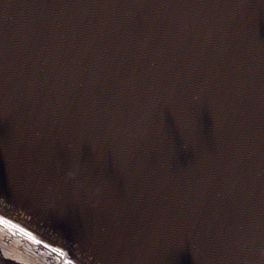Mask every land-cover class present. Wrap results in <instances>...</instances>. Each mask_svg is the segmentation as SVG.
<instances>
[{
    "label": "water",
    "instance_id": "95a60500",
    "mask_svg": "<svg viewBox=\"0 0 264 264\" xmlns=\"http://www.w3.org/2000/svg\"><path fill=\"white\" fill-rule=\"evenodd\" d=\"M0 242L264 264V0H0Z\"/></svg>",
    "mask_w": 264,
    "mask_h": 264
},
{
    "label": "flooded vegetation",
    "instance_id": "af4514ba",
    "mask_svg": "<svg viewBox=\"0 0 264 264\" xmlns=\"http://www.w3.org/2000/svg\"><path fill=\"white\" fill-rule=\"evenodd\" d=\"M0 264H22L13 257L6 255L0 247Z\"/></svg>",
    "mask_w": 264,
    "mask_h": 264
},
{
    "label": "bare ground",
    "instance_id": "6f19581e",
    "mask_svg": "<svg viewBox=\"0 0 264 264\" xmlns=\"http://www.w3.org/2000/svg\"><path fill=\"white\" fill-rule=\"evenodd\" d=\"M2 247H3L4 252H5L7 255L13 256V257H15L16 259H18L19 261L25 262V263H27V264H31V263H32L31 261L26 260L25 258H23L22 256H20L19 254H16V253L13 252L12 250H10V249H8V248H6V247H4V246H2Z\"/></svg>",
    "mask_w": 264,
    "mask_h": 264
},
{
    "label": "snow or ice",
    "instance_id": "6c2138e0",
    "mask_svg": "<svg viewBox=\"0 0 264 264\" xmlns=\"http://www.w3.org/2000/svg\"><path fill=\"white\" fill-rule=\"evenodd\" d=\"M22 231H23V230H22ZM28 235H29V237H30L31 239H35L34 237L31 236V233H29ZM56 251L61 252L62 250H60V249H56Z\"/></svg>",
    "mask_w": 264,
    "mask_h": 264
}]
</instances>
